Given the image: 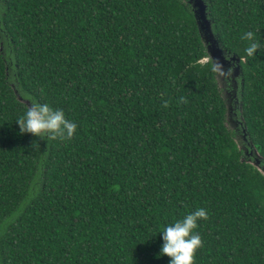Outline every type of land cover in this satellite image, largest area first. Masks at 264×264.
Here are the masks:
<instances>
[{
	"label": "trees",
	"instance_id": "obj_1",
	"mask_svg": "<svg viewBox=\"0 0 264 264\" xmlns=\"http://www.w3.org/2000/svg\"><path fill=\"white\" fill-rule=\"evenodd\" d=\"M204 1L245 150L188 1L0 0V264H169L199 207L195 264H264V0ZM30 99L74 135L20 133Z\"/></svg>",
	"mask_w": 264,
	"mask_h": 264
},
{
	"label": "clouds",
	"instance_id": "obj_2",
	"mask_svg": "<svg viewBox=\"0 0 264 264\" xmlns=\"http://www.w3.org/2000/svg\"><path fill=\"white\" fill-rule=\"evenodd\" d=\"M242 39L249 41L245 48L247 56L256 55L257 50L261 48V43L255 39V33L247 31ZM213 70L223 72V66L214 65ZM16 123L19 125L20 133H30L41 139L46 137L48 140L57 137L71 138L77 128L75 122L66 118L63 109H54L49 104L35 99L29 100L26 111L16 120ZM202 218H207V211L199 207L184 215L183 218L164 225L159 232L163 243L158 256L170 257L169 264H195L196 251L202 245V237L194 229Z\"/></svg>",
	"mask_w": 264,
	"mask_h": 264
},
{
	"label": "water",
	"instance_id": "obj_3",
	"mask_svg": "<svg viewBox=\"0 0 264 264\" xmlns=\"http://www.w3.org/2000/svg\"><path fill=\"white\" fill-rule=\"evenodd\" d=\"M189 3L192 6V9L194 11V14H195V17L197 19V22H198V25L200 28V32H201V35H202L204 42L206 41L207 43L210 44L207 47V50H208L209 57L212 59L211 61L213 63V66L217 65V64L222 65L224 73L227 72V73L231 74L232 76H236V77L238 76V78H239L240 77V66L236 65V64H238L239 59H237L236 56H233L230 59H228L225 56L224 52L222 51L218 40L213 35L214 33L212 30V24L208 18V14H207V4L205 3L204 0H189ZM225 64H226V68L224 66ZM227 65L228 66H231V65L234 66V69L232 72L229 71ZM218 73H219V75H221L222 72L216 71V77H217V81L219 84ZM219 87H220V85H219ZM223 97H224V100L227 102L225 96H223ZM227 108H228L227 114L229 115L230 110H229L228 105H227ZM228 120H229V117H228ZM238 124H239V122H238ZM244 140H245V137L242 134V144L243 145H244ZM236 141H237V138H236ZM257 156H258L257 157L258 159L255 162H253V164L255 166H259V164H260V162H259L260 156L258 153H257ZM261 170L264 173V170L263 169H261Z\"/></svg>",
	"mask_w": 264,
	"mask_h": 264
},
{
	"label": "rangeland",
	"instance_id": "obj_4",
	"mask_svg": "<svg viewBox=\"0 0 264 264\" xmlns=\"http://www.w3.org/2000/svg\"><path fill=\"white\" fill-rule=\"evenodd\" d=\"M188 1L189 0H185ZM214 35V34H213ZM215 36V35H214ZM216 38V36H215ZM206 46L208 47L210 44L205 41ZM210 60H212L209 57ZM226 68V64L224 65ZM228 69L230 72L233 71L234 66H228ZM223 73V74H222ZM221 75L218 73V80H219V85L222 90L223 96H225L227 100V105L229 106V120H228V127L232 130H234L237 133V142L239 144V147L243 150H245V146L242 144V133H241V128L238 124V119H237V110L240 107V102L238 100V88H239V78L238 76H232L229 73H224L222 72ZM28 104V102H26Z\"/></svg>",
	"mask_w": 264,
	"mask_h": 264
}]
</instances>
